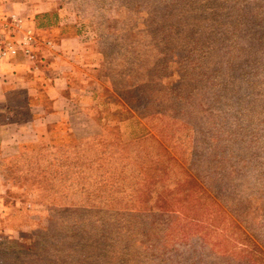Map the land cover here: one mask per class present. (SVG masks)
I'll return each mask as SVG.
<instances>
[{
    "label": "rangeland",
    "instance_id": "obj_1",
    "mask_svg": "<svg viewBox=\"0 0 264 264\" xmlns=\"http://www.w3.org/2000/svg\"><path fill=\"white\" fill-rule=\"evenodd\" d=\"M60 1L84 30L88 55H103L102 69L91 70L104 88L99 113L135 114L139 93L145 109L161 108L169 177L186 179L194 206L203 193L202 227L164 238L118 231V218L73 201L72 154L28 143L4 163L12 172L0 170L4 264H264V0ZM122 70L151 82L120 108ZM128 219L126 229L151 228ZM156 219L159 228L170 218Z\"/></svg>",
    "mask_w": 264,
    "mask_h": 264
},
{
    "label": "crops",
    "instance_id": "obj_2",
    "mask_svg": "<svg viewBox=\"0 0 264 264\" xmlns=\"http://www.w3.org/2000/svg\"><path fill=\"white\" fill-rule=\"evenodd\" d=\"M65 9L60 0H0L1 14L15 20V38L21 40L30 33L34 40V58L20 50L15 57L0 59V170L9 169L4 163L19 158L28 143L67 136L80 144H103L108 148L100 151L104 162L90 164L91 169L104 165L109 173L116 168L124 170L125 192L145 198L153 208L136 210L152 216L162 201L161 173L159 164L140 160L144 136L136 126L138 119L145 121L138 115L119 121L117 138L111 135L105 123L111 119L99 113L104 88L91 82L92 67L104 66L103 55L95 49L93 56L88 55L85 32ZM151 133L160 139L153 130ZM151 168L158 170L156 179H135L139 172Z\"/></svg>",
    "mask_w": 264,
    "mask_h": 264
},
{
    "label": "trees",
    "instance_id": "obj_3",
    "mask_svg": "<svg viewBox=\"0 0 264 264\" xmlns=\"http://www.w3.org/2000/svg\"><path fill=\"white\" fill-rule=\"evenodd\" d=\"M122 72L125 73L124 80L126 81V85L125 87L123 86L120 89L121 96H119V99L121 101L118 102L120 108H123L124 104L122 101L131 89H139L140 85L151 82L146 77H138L137 80L131 79L129 73L123 70ZM158 80H160L159 77H157L156 79L154 78V80L152 79V82L154 83ZM141 95L142 94L139 93L136 98L134 97V100H137V104L140 106V110L137 109L138 111L135 112V114L121 116L120 118L116 119H114L113 116L110 118L107 114L101 116H105L107 118H110L111 121L114 120L116 122L114 124H110V120L105 122L110 127L111 135L116 138L119 132V121L134 118V116L136 115L144 119L145 122L138 119V125L136 126L139 130V133L144 136V140L141 141V147H139L141 151L140 160H149L153 162V164H159L161 173L160 184L162 201L159 203V209L156 208V211H152L154 215L143 216L139 213V211L136 210L138 208L143 209L144 207L145 210H150V208L153 207L150 206L149 202H144L143 200H145V198L137 194V192H125L128 187L126 186V183H122V179H124L125 177L124 170L116 168L109 173V170H107L104 165L102 168L94 167L93 169H91L90 164H94L98 161H102V163L104 162L103 160L105 159V156L100 154V151L103 150L102 148H106L104 150H107L108 148L105 147L106 145L102 146L103 144L100 145L98 143L80 144L72 141L71 146L65 147L58 145L56 143V140L49 142L46 141L50 143V145L48 144L49 146H51L50 152L55 153L56 156H61V154L64 153L72 154L74 159L73 168L75 170V181L72 193L73 201L81 202L78 204L80 206L82 205L87 210L96 209V213L98 214H104L106 217L118 218L115 220L116 226L120 227L118 231L134 232L138 234L143 232L158 233L162 234V238H164L165 236H167V234H170L171 232L180 233L184 231H189L192 230V227L201 229V216L203 215L202 211L204 209V203L201 199L203 193L200 191L198 192L196 206H194L195 202L193 199V191L190 186L189 188L187 187V184L185 183L186 179L182 177H173V179H171L169 177L170 170L172 169V164H169L172 161L171 155L167 149H163L161 144L162 138L164 136H167L168 132L158 128V126L161 125V122L159 121L160 117H162L164 114L162 113L161 108H156L150 111L148 108L145 109ZM115 103L116 102L113 101L112 104L115 105ZM151 130H153V132L156 133L160 137V139L153 135L151 133ZM115 146L112 145V147ZM26 152L27 151L23 152L20 157H22ZM8 167L9 169L4 171H6V173L8 171L12 172L11 167L9 165ZM173 169H175V167ZM148 171L151 173L154 172L153 175L150 174ZM157 171L158 170L156 168L154 170H152V168L151 170H142V172H139L136 175L135 179L140 181V178L142 177L153 176L155 177L154 179H156ZM9 182L10 186L18 183L17 180L12 181L11 175H9ZM25 188L28 189L27 186ZM132 188L133 187H131V189ZM176 203L181 206L177 205ZM185 207L193 213H188L185 210L184 213H181L179 211L183 208L185 209ZM174 208L178 209V211L173 210ZM148 212L151 213V211ZM165 212H169L170 215H163L165 214ZM190 216L191 219H188V217ZM160 217H167L170 219L166 220L163 226L160 224L159 228H155V224L156 222H158V219L156 218ZM196 217L200 219H195ZM128 218H134L138 225L151 228H138L136 230L126 229L128 222H130ZM192 220H200V225H198V223H193ZM11 248L12 244L7 247L8 253H11ZM152 248H154L155 251H158L160 249L157 246H152ZM0 264H4V258L2 257L1 250Z\"/></svg>",
    "mask_w": 264,
    "mask_h": 264
},
{
    "label": "built area",
    "instance_id": "obj_4",
    "mask_svg": "<svg viewBox=\"0 0 264 264\" xmlns=\"http://www.w3.org/2000/svg\"><path fill=\"white\" fill-rule=\"evenodd\" d=\"M12 17H4L0 11V59L15 57L20 50L34 58L32 53L33 36L28 34L26 38L18 40L12 31Z\"/></svg>",
    "mask_w": 264,
    "mask_h": 264
}]
</instances>
